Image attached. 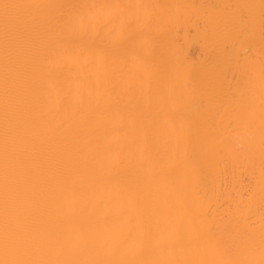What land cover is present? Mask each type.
<instances>
[{"label":"bare ground","instance_id":"bare-ground-1","mask_svg":"<svg viewBox=\"0 0 264 264\" xmlns=\"http://www.w3.org/2000/svg\"><path fill=\"white\" fill-rule=\"evenodd\" d=\"M7 2L65 6L15 13L8 83L11 163L26 189L20 227L61 259L243 258L249 233L258 243L264 213L261 0ZM174 3L190 6L169 10L174 23L163 35L182 48L179 76L87 37L56 38L59 14L121 12L80 5ZM123 11L155 24L162 10ZM245 50L254 56L251 72L240 64ZM246 83L256 101L251 127L252 117L229 102ZM210 87L219 97L214 105ZM4 114L0 19V236Z\"/></svg>","mask_w":264,"mask_h":264},{"label":"snow or ice","instance_id":"snow-or-ice-1","mask_svg":"<svg viewBox=\"0 0 264 264\" xmlns=\"http://www.w3.org/2000/svg\"><path fill=\"white\" fill-rule=\"evenodd\" d=\"M63 5H22L0 0V19L3 21L4 36V62H5V114H4V179H3V226L0 236V264H209L201 260L189 259H153L137 261H105L93 259H61L47 254L40 241L26 233L19 225L18 216L21 203L25 197L26 189L22 187V178L16 173L11 163V124L9 115V63L13 45V31L16 27L17 10L29 9H61ZM77 7V6H70ZM86 9H119L116 15L98 18L95 14L86 12L74 17L64 14L56 16L60 25L57 40L63 41L66 37L73 40L87 37V43L103 49H122L145 63L155 60L163 70H171L176 76L184 63L182 48L171 47L163 39L164 32L174 19L168 17L169 10L179 11L190 6L185 4H109V5H80ZM251 11L255 5H245ZM132 8L159 9L161 15L154 24L150 15L140 18L127 14L123 10ZM261 10V94L259 102L260 137L264 145V0L260 2ZM161 30H157V28ZM254 56L248 50L242 54L240 64L251 72ZM214 88H209L208 103L214 105L218 102ZM243 112L248 113L252 119L255 117V94L246 83L237 92L232 94L229 101ZM191 131V125H189ZM264 150V149H262ZM261 192L264 193V161L261 166ZM264 199V197H262ZM264 208V204H262ZM214 235V234H213ZM248 241L243 258L229 259L223 264H264V213L261 215L260 234L258 243L254 233L246 237ZM228 251V249H226Z\"/></svg>","mask_w":264,"mask_h":264}]
</instances>
